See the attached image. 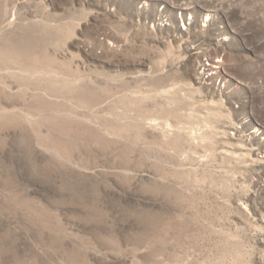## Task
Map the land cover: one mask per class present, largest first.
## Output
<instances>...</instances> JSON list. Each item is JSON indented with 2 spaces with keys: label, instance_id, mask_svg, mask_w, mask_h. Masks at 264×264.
<instances>
[{
  "label": "rangeland",
  "instance_id": "obj_1",
  "mask_svg": "<svg viewBox=\"0 0 264 264\" xmlns=\"http://www.w3.org/2000/svg\"><path fill=\"white\" fill-rule=\"evenodd\" d=\"M0 264H264V0H0Z\"/></svg>",
  "mask_w": 264,
  "mask_h": 264
},
{
  "label": "bare ground",
  "instance_id": "obj_2",
  "mask_svg": "<svg viewBox=\"0 0 264 264\" xmlns=\"http://www.w3.org/2000/svg\"><path fill=\"white\" fill-rule=\"evenodd\" d=\"M222 61H223V60H221V59H216V63H220V64H221Z\"/></svg>",
  "mask_w": 264,
  "mask_h": 264
}]
</instances>
